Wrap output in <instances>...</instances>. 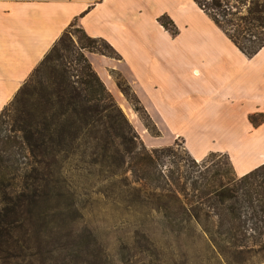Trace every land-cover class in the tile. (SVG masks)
<instances>
[{"label": "rangeland", "instance_id": "374dc122", "mask_svg": "<svg viewBox=\"0 0 264 264\" xmlns=\"http://www.w3.org/2000/svg\"><path fill=\"white\" fill-rule=\"evenodd\" d=\"M165 19L169 25L161 23L175 34L174 23L169 18ZM77 28L73 26L68 31L80 35ZM74 35L76 39L77 35ZM60 53L58 59L44 60L13 102L0 112V132L18 137L16 145H20L22 129L28 123L44 129L53 118L56 136L64 128L75 132L76 127H68L67 122L72 110L65 112L66 105L59 101L57 79L64 73L73 85L82 88V70L90 62L91 53L116 56L115 50L100 40L90 49L77 45L75 49H61ZM113 76L116 79L114 88L105 83V88L96 84L93 90L84 92L94 94L95 98L91 102H80L81 109L87 114H102L106 118V114H118L119 108L128 121L130 132L127 128V135L133 137L139 146L142 144L148 149L171 146L172 152L161 154L159 168L165 173L172 169L175 176L181 175L182 183L187 174H197L205 169L203 158L196 160L192 157L184 138L179 136L194 140L202 138L211 151L227 149V118L222 123L221 119L217 122L211 118V114H191L193 123L190 125L185 122V114H154L152 118L146 111L147 100H141L120 73L114 72ZM99 100L106 108L94 111L92 107ZM262 120L263 114L258 115L255 121ZM105 131L106 127L101 122L82 125L79 137L67 147H60L58 162L51 167L45 162H36L33 157L21 158L16 188L26 181L33 182L36 177L40 185L37 213L33 216L25 213L19 222L21 227L16 230L23 244L29 246L24 249L27 256L22 264L29 263L28 254L32 252L38 253L39 264H227L220 262L223 258L219 253L210 251L199 229L193 232V237L177 241L168 239L169 231L156 224L140 226L136 223L141 216L156 221L160 213L127 205V200L121 197L119 186H124L126 181L122 179L120 170L114 164L115 171L109 176L100 156L92 153L93 149L86 142L90 133L104 134ZM176 134L178 137L173 140ZM23 152L30 156L28 150ZM219 153L221 156L208 162L209 169L226 162L228 155ZM95 157H98L97 162H93ZM125 177L131 182L134 178L130 170ZM109 183L114 184L112 191L107 190ZM146 188L149 192L150 187ZM248 245L245 252L237 253L233 263L264 264V237L252 239ZM14 251L19 252V249ZM13 262L19 263L16 259Z\"/></svg>", "mask_w": 264, "mask_h": 264}, {"label": "crops", "instance_id": "0c3cea01", "mask_svg": "<svg viewBox=\"0 0 264 264\" xmlns=\"http://www.w3.org/2000/svg\"><path fill=\"white\" fill-rule=\"evenodd\" d=\"M73 26L113 47L116 56L89 55L93 69L109 88L120 73L152 118L228 119L226 150L179 136L196 160L226 153L239 176L264 163V120L250 118L264 115V46L247 56L195 0H0V112Z\"/></svg>", "mask_w": 264, "mask_h": 264}, {"label": "trees", "instance_id": "16d2710c", "mask_svg": "<svg viewBox=\"0 0 264 264\" xmlns=\"http://www.w3.org/2000/svg\"><path fill=\"white\" fill-rule=\"evenodd\" d=\"M195 1L247 56H254L264 46V0ZM165 18L161 16L159 19L168 26L169 21ZM72 25H76V22ZM76 31L80 35L68 30L63 33L40 64L44 60L58 59L61 49L71 50L77 45L90 49L98 40L112 47L104 39L88 36L81 28ZM74 34L77 35L76 39ZM82 75V88L73 85L64 73L57 79L59 101L66 105L65 112L72 110L73 114H70L67 122L68 127H76L75 132L64 128L56 136L53 118L44 129L28 123L22 129L20 145H16L18 137L0 132V264H15L14 259L19 262L17 264H22L25 260L27 253H24V249L29 246L23 244L16 230L21 227V217L25 213L35 215L40 203L38 177L16 188L21 158L27 160L33 157L36 162H45L51 167L58 162L60 147H67L79 137L82 125L100 122L106 127L105 133L92 132L86 142L93 149L92 153L100 156L109 176L115 171L114 164L120 170L122 179L126 181L124 186H119L121 197L127 200V205H135L141 210L150 208L160 213L156 221L141 216L137 224H156L169 231L168 239L177 241L193 237V232L199 229L210 251L219 253L223 258L220 262L227 264H234L237 253L245 252L250 240L264 237V163L239 176L228 156L224 164H216L215 168L209 169L208 162L221 156L219 152H211L203 158L205 169L197 174H187L181 183V175L175 176L172 169L165 173L159 168L161 154L172 152L171 146L153 149L142 144L139 146L133 137L127 135V128L130 132L128 121L119 108L118 114H106V118L102 114H87L81 109L80 102H91L95 98L90 92L84 94L85 91L93 90L96 84L105 88L90 62L84 66ZM100 101L92 107L94 111L100 112L101 108H106ZM256 117L255 114L250 117L254 123H257ZM23 150H28L30 156ZM97 161L98 157L93 158V162ZM192 161L196 163L194 158ZM129 170L134 177L132 182L125 177ZM146 186L150 187L149 192ZM113 188L114 184L107 185V190L112 191ZM16 248L19 252L14 251ZM28 255V264H39L37 252Z\"/></svg>", "mask_w": 264, "mask_h": 264}]
</instances>
